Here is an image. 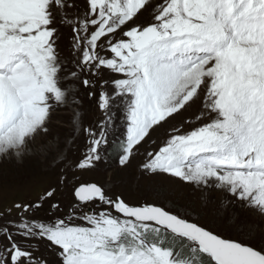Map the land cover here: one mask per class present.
Wrapping results in <instances>:
<instances>
[{
	"label": "snow or ice",
	"instance_id": "snow-or-ice-1",
	"mask_svg": "<svg viewBox=\"0 0 264 264\" xmlns=\"http://www.w3.org/2000/svg\"><path fill=\"white\" fill-rule=\"evenodd\" d=\"M30 158L56 179L0 203V264H264V0H0V162Z\"/></svg>",
	"mask_w": 264,
	"mask_h": 264
},
{
	"label": "rangeland",
	"instance_id": "rangeland-1",
	"mask_svg": "<svg viewBox=\"0 0 264 264\" xmlns=\"http://www.w3.org/2000/svg\"><path fill=\"white\" fill-rule=\"evenodd\" d=\"M85 121L93 117V113L88 104L85 103ZM67 114H62L66 116ZM142 157L137 156L133 161L131 169L120 176L123 183L116 189L123 191L124 196L130 202H137L144 198L147 182L140 179L138 166ZM56 172L51 171L43 160L30 158L23 164L17 165L14 162H0V203H7L13 200H21L26 196L34 198L35 193L41 187L54 182ZM116 179L112 167L104 164L98 165L90 170L77 171L75 173V183H105ZM151 199V198H149Z\"/></svg>",
	"mask_w": 264,
	"mask_h": 264
}]
</instances>
